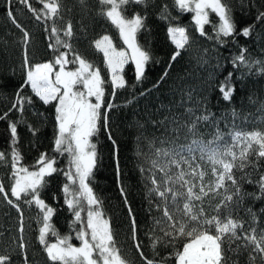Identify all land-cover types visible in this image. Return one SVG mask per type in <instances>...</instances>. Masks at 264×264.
Returning a JSON list of instances; mask_svg holds the SVG:
<instances>
[{
	"label": "snow or ice",
	"instance_id": "1",
	"mask_svg": "<svg viewBox=\"0 0 264 264\" xmlns=\"http://www.w3.org/2000/svg\"><path fill=\"white\" fill-rule=\"evenodd\" d=\"M4 5L8 20L22 32L25 52L21 64L24 77L18 87L5 79L8 74L0 73V95L9 87L16 89L11 107L0 115V120L8 121L12 141L11 153L0 150V167H10V173L5 174L11 181L6 185L5 174H0V200L20 213L19 239L11 237L15 246L0 251V264H13L15 255L21 256L23 264H36L34 258L29 260L20 202L35 206L42 214L38 242L50 264H135L121 247L118 233L103 210L104 200L94 188L96 172L103 164L98 149L102 132L112 146L117 187L129 220L127 238L140 264H264V98L251 91L248 102L255 107L254 112L233 103L237 80L243 82L248 74L264 75V57L254 58L250 46L239 42L240 37L251 39L264 53V0H97L98 8L90 0H75L71 6L66 0H4ZM24 9L44 25L50 37H56L54 44L48 43L53 58L46 62H37L34 53L27 51L32 34L17 19ZM237 12L249 17L250 22L241 27ZM65 14L79 18L81 32H86L96 17L104 18L117 30L121 46L108 34L96 39L94 45L103 55L108 78L74 48L70 41L79 38L77 27L71 18L65 22ZM154 14L167 22L166 34L175 50L159 79L139 92V97L158 90L182 57V50L189 51L197 43L191 36L192 26L213 46L203 47L196 58V66L207 70L206 77H200L195 69L177 75L165 93L169 102L157 97L156 108L146 106L145 119L134 118L129 125L137 128V142L147 141L149 149L146 153L138 149L136 155H143V163L137 167L143 178L145 211L151 218L145 233L153 252L150 258L143 251V229L131 204L127 170L119 158V125L113 112L121 106L107 97L128 88L130 98L123 107L132 104L138 98L135 88L148 79L150 64L161 63L150 48L153 29L148 20ZM186 14H191L190 22L181 24V15ZM61 32L68 39H61ZM61 47L68 51H61ZM232 48L238 52L233 53ZM221 49L228 50L230 59ZM225 59L233 70L217 79L226 66ZM129 64L134 67L131 84L125 76ZM238 71L241 75L235 76ZM109 85L111 93L107 92ZM26 89L45 108L54 109L53 152L58 154L40 153L31 170L22 163L18 147V126L25 121L9 118L13 110L35 112ZM214 91L228 105L219 114L210 106L208 93ZM37 114L46 125L47 115ZM202 125L212 129L210 138H202ZM27 127L33 137L42 130L33 124ZM65 154L67 166L58 167L59 157ZM56 175L64 178L63 203L73 217L70 233L65 235L53 224L57 209L44 198L49 178ZM245 185L254 190L248 191ZM52 198L58 199L55 193ZM154 212L159 215H152ZM3 235L0 231V238ZM49 236L55 237V242H49ZM73 239L79 246L72 243ZM161 249L170 251L164 256Z\"/></svg>",
	"mask_w": 264,
	"mask_h": 264
},
{
	"label": "trees",
	"instance_id": "2",
	"mask_svg": "<svg viewBox=\"0 0 264 264\" xmlns=\"http://www.w3.org/2000/svg\"><path fill=\"white\" fill-rule=\"evenodd\" d=\"M66 2L71 6L75 0H66ZM90 2L97 8V0H90ZM171 2V0H169ZM36 7H40L39 4H35ZM16 8L22 9L21 5H15ZM237 19L240 21V26L250 22L249 17L243 16L240 12L236 13ZM72 19L74 27H77L78 39L75 41H70L74 43V48L84 55L87 59L92 61L94 65L98 66L102 70V75L108 78V72L104 65L103 55L95 49V40L100 38L104 34L110 35L114 43L117 46H121L122 42L118 37L117 30L110 25L104 18L96 17L91 21V26L87 28L86 32L79 31L77 21L78 17L75 14H65V22L68 19ZM17 19L24 25V27L32 34L30 44L27 48L29 55L34 53V58L37 62H46L53 58V54L48 50V43H55L56 37L51 36L50 33L44 31V25L42 23L36 22L32 18V14L26 9L20 11L17 15ZM191 19V14L181 15V24H188ZM88 23V21H85ZM149 25H151L153 31L151 36V51L155 54L157 58H161V63L158 65L151 63L148 68V79L140 86L135 88V94L137 99L127 107L123 105L127 104L130 98V91L128 88L123 90H117V95L115 97L108 96L113 103L120 105L117 110H114L113 115L115 116L116 123L119 125V130L116 132V139L119 144V158L122 167L127 170V185L130 192V200L133 209L135 210V215L137 221L142 227L140 232L141 239L144 244L143 251L150 258L153 257V252L149 247V239L145 235L148 227L151 225V218L146 213L147 201L145 199V190L142 183V176L138 170L137 164L143 163V155L137 156V150L139 149L142 153L149 151L147 141L137 142L136 137L139 135L136 127H130V123L134 121V118L143 121L145 116L143 115L146 111V106L148 108L155 109L159 101L164 103L169 102V96L165 95L168 91V86L171 85L177 75L183 76L185 71H191L195 69L200 77L207 76V70L198 68L196 66V58L202 54L203 47L211 48L212 42L207 41L204 38L199 37L198 33L195 32L194 26L191 27V36L195 37L197 43L193 44L189 51L182 50V57L178 59L177 62L173 64L171 69V75L166 81H164L160 88L151 93L147 97H139V92L144 89L151 87L162 75L165 67L167 66L168 60L171 54L175 50V46L169 40L166 34L167 22H162L157 18V15H152L148 20ZM51 26V21H49V27ZM59 27V22L57 24ZM210 31V29H209ZM50 37V38H49ZM61 39H68L63 37L61 32ZM23 35L20 30H18L7 18L5 13L4 0H0V73H6L5 79H11L16 87L22 82L24 73L21 70V64L23 61V55L25 52V45L23 43ZM241 45H249L250 52L254 58L264 57V53H261L257 45L253 43L251 39L239 38ZM261 46L264 47V42H261ZM231 47V46H230ZM61 51H68L67 49L60 48ZM224 57L230 59V55L227 49L220 50ZM232 52H238L237 48H232ZM71 58V54L70 57ZM214 63V61H213ZM225 63V68L222 69L217 79H223L229 71H232V65L227 62V59L223 60ZM14 73V75H13ZM241 72H236L235 76H240ZM125 76L127 81L131 84L134 82V67L129 64L126 66ZM189 82H195L189 80ZM236 90L234 96V105L239 108L244 105L245 111H255V107L249 105L248 97L251 91L254 89L257 95L264 98V75L254 77L251 74L243 77V82L237 80L235 82ZM15 87H9L6 93L0 95V115H3L4 111L11 107V104L15 100ZM26 94L31 95L34 101L32 108L21 113L18 110H13L9 113V118L11 120H16L22 118L25 123L18 126V147L23 157L22 163L25 166H29L30 170L32 166L35 165L36 158L42 152H47L51 155H58L53 152L54 148V109L49 106L45 108L42 103L38 101L37 98L31 93L30 89H26ZM112 89L109 85L107 92L111 93ZM210 106L213 112L219 114L224 108L228 107L225 102L219 99L220 93L218 91L209 92ZM159 97V101L157 99ZM44 112L47 115V124H42V117L37 113ZM27 124H33L40 126L42 128L41 132L33 137L32 133L29 131ZM149 131H152L149 127ZM200 131L202 138H210L209 133L212 131L207 126H201ZM11 136L8 129V121L0 120V150L7 153H11ZM35 144V146H33ZM98 149L103 154V164L100 169L96 172L95 177V191L103 198V210L106 212L107 216L111 219L114 229L118 233V239L120 241L121 247L127 253L129 259L135 262V264H140V257L135 253L134 249L130 246V240L128 236V225L129 220L127 218V209L124 206L123 200L119 194V189L117 187L116 173H115V162L112 159V146L107 140V136L102 132L100 136V141L98 144ZM67 166V155L59 157L58 167ZM10 173V167L5 169L0 167V174ZM5 184L11 183L8 176L4 175ZM50 184L45 190L44 198L46 202L57 209V212L53 217V224L59 233L62 235L69 234L70 228L69 223L72 221V214L68 211L67 207L63 203L62 194V183L64 178L60 175H56L54 178H49ZM248 191H253L251 185H245ZM55 193L58 197L57 200H53L52 194ZM11 198V197H10ZM15 200V198H11ZM22 210L24 213L25 220V232L24 239L29 248V260L35 259L36 264H50L47 260L46 253L43 251L42 246L38 242L39 228L42 227V214L39 212L35 206L23 205ZM215 201H213V204ZM250 203V202H249ZM260 203L256 204L259 208ZM211 212V209H209ZM152 215H159V213L154 212ZM19 217L20 213L12 206L7 205L6 201L0 200V231L4 232L2 238H0V251L5 249H11L15 246L11 237L15 236L19 239ZM49 242H55V237H48ZM73 244L79 245V241L73 239ZM170 249H161L160 254L167 256ZM159 259V256L155 257ZM13 264H23L22 258L19 255L13 257ZM174 264V261L170 262ZM243 264V261L241 262Z\"/></svg>",
	"mask_w": 264,
	"mask_h": 264
},
{
	"label": "rangeland",
	"instance_id": "3",
	"mask_svg": "<svg viewBox=\"0 0 264 264\" xmlns=\"http://www.w3.org/2000/svg\"><path fill=\"white\" fill-rule=\"evenodd\" d=\"M57 67H58V66H57ZM68 67H69V68H73V67H75V66H74V65H69ZM74 245H75V244H74ZM76 246H79V245L76 244Z\"/></svg>",
	"mask_w": 264,
	"mask_h": 264
}]
</instances>
